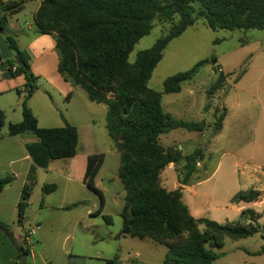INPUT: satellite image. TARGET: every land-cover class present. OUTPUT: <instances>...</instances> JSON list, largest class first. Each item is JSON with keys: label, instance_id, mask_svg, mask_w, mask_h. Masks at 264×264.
Segmentation results:
<instances>
[{"label": "trees", "instance_id": "obj_1", "mask_svg": "<svg viewBox=\"0 0 264 264\" xmlns=\"http://www.w3.org/2000/svg\"><path fill=\"white\" fill-rule=\"evenodd\" d=\"M25 4V0L0 1V30L5 29L10 17L25 9ZM200 19L213 31L264 32V0H44L35 15V25L40 34L56 37V55H45L36 67H32L17 41L6 37L9 49L20 61L12 59L4 65L9 76L16 80L17 93L23 95V120L10 123V134L27 133L39 139V143L30 145L28 150L34 163L42 168H47L53 160L77 156L78 128L66 120L63 127L42 128L28 105L39 89V78L47 74V69H56V77L65 88L60 94L67 101L72 98L73 87L80 85L89 101L106 105V128L114 143L113 150L120 154L118 177L126 191L119 237L150 239L165 247L167 251L161 264H214L218 256L212 249L224 247L226 239L238 241L259 234L264 237V225L258 224L253 209H245L236 223L197 218L184 203L182 188L168 191L161 183L162 173L174 164L183 167L181 185L189 186L198 163L203 160L202 149L185 156L178 148L164 147L160 139L178 129L206 130L205 122H185L166 112L162 97L180 93L183 83L192 80L207 61L169 77L164 82V93L151 89L148 84L166 48ZM157 20L171 24V29L131 62L134 47L151 33ZM245 72L240 73L236 83ZM227 77L220 73L210 93L221 90ZM226 115V109L216 115L215 134L222 130ZM5 125L6 114L0 110V132ZM104 161L105 155L100 154L85 174L86 186L97 193L101 202L100 209L93 215L103 214L104 193L95 180ZM14 180V176L0 178V192ZM57 188L56 184H47L43 194L53 193ZM21 193L19 218L23 223L33 187L26 185ZM262 195L253 188L240 192L231 202L252 203ZM103 217L107 224L112 223V217ZM0 228L11 237L8 225L0 221ZM28 255L29 250L21 246L19 257ZM106 264L119 263L116 258Z\"/></svg>", "mask_w": 264, "mask_h": 264}, {"label": "rangeland", "instance_id": "obj_2", "mask_svg": "<svg viewBox=\"0 0 264 264\" xmlns=\"http://www.w3.org/2000/svg\"><path fill=\"white\" fill-rule=\"evenodd\" d=\"M43 1L26 0L25 9L12 18L14 21L18 20L23 28L25 27L27 36L23 38L22 43L31 46L35 52H39L50 40L42 34V36L39 35L40 41L33 37L36 35L33 17ZM26 24H28L27 27H32V31L27 32ZM171 27L169 23L161 20L155 21L151 33L134 47L130 61H136L140 52L154 46L169 32ZM13 39L16 40V37L13 36ZM0 45L2 52L8 53L6 36L0 35ZM202 61L207 62L199 68V72L192 80L183 83L182 93L164 94L163 104L166 111H170L169 100L179 96L188 97L192 90L194 92L192 96L194 118L186 119V121L198 122L200 113L203 112L206 114L205 120L209 124H214L215 116L222 114L224 110L222 106L224 99L230 96L233 100L236 95L241 97L242 110L233 113L234 118L227 127L225 139L217 140L213 144H208L206 139L198 142H184L186 149L191 152L200 147H203L204 151L202 160L204 167L191 180L190 186L193 187L185 192V200L190 202L193 209L196 208V214L199 217H206L217 223L234 222L239 219L230 201L231 197L239 192L264 187V182L259 181L261 170L264 172V82L261 83L260 94L256 92L259 68L260 65H264V32L261 30L213 31L205 24L204 19H200L166 48L163 60L153 72L148 86L164 93V82L169 77L190 71ZM244 70L246 72L236 83L238 76ZM223 72L228 76L229 83L226 80L221 90L211 94L210 91L219 74ZM56 75V69H47V74L37 83L39 89L48 91L53 101L51 111L38 112V119L43 128L63 127L64 119H66L80 132L78 159L75 161L74 169V189L68 193L71 195L73 204L79 203L73 209L72 241L67 243L68 247H71V264H106L108 260L116 258L119 264L133 262L161 264L167 251L165 247L150 239L119 237L123 227L121 213L124 208L126 191L117 178L120 154L113 150L114 143L106 128L107 106L89 101L87 93L80 85L73 87L72 98L67 101L65 96L60 94L65 88ZM17 98L18 93L16 92L0 96V110L6 114V123L14 116L13 108H16L13 123L16 118L20 121L23 119L21 103H15ZM11 103H14L13 107ZM177 132L187 135V132L182 129H178ZM174 136V133L164 135L160 142L164 147L170 146ZM243 145H245L243 148L238 149ZM100 154L105 155V162L95 182L104 193L105 203L103 214L93 215L100 209L101 202L97 193L86 186L85 174L97 162ZM236 155L246 161L238 160ZM178 177L177 181L171 170L167 168L161 175L162 186L168 191H174L175 187H180L181 179L184 178L181 174ZM65 188L63 183L60 192L52 196L51 201L58 200ZM40 193H36L33 197L29 210L31 221L27 223L29 226L37 221L40 213L44 212L41 208ZM104 215L113 218L111 224L106 223ZM76 220L78 222L75 230L73 226ZM70 222L71 219L66 226L68 229ZM226 242L225 247L212 249L218 256L214 264H227V261L239 256L235 252L237 247H241L245 252L256 251L262 239L254 236L240 241L227 239ZM136 254L139 255L138 258L135 257ZM261 255L264 260V253ZM251 257L255 261L261 260L254 255Z\"/></svg>", "mask_w": 264, "mask_h": 264}, {"label": "crops", "instance_id": "obj_3", "mask_svg": "<svg viewBox=\"0 0 264 264\" xmlns=\"http://www.w3.org/2000/svg\"><path fill=\"white\" fill-rule=\"evenodd\" d=\"M41 4L42 2L39 4L36 13L39 10ZM35 15L33 17L34 22ZM15 16L16 15L10 17L9 22L7 23L5 29L0 32V35L12 38L13 36H15L17 40L16 43H18L20 50L26 53L30 58V64L32 65V67H36V65L40 63V61L45 55H56V37L54 35H44L46 37H49L50 40L45 43L46 46L41 48L39 52H35L31 46H26L25 44H23L22 42L27 36V33L25 32V27L23 28V26L18 20L14 21L12 19ZM27 25L28 24H26V27ZM26 30L27 32H30L32 31V27L28 26ZM39 35L42 36L36 28V35L33 36L35 40L40 41ZM1 49L2 47L0 45V55L2 58V63L8 60L17 59L16 54L10 51V49L8 50V53L5 54L2 52ZM261 52H263V50H261ZM17 61L20 60L17 59ZM3 67L5 66H0V96L9 94L11 92L17 93L18 90L15 88L16 80L12 79L9 76V72L7 70L5 71V68ZM259 70L260 73L256 80V92L260 94V86L261 83L264 82V65H260ZM36 74L40 75V71L36 72ZM223 74L226 73L223 72ZM41 79L42 78H39L38 82ZM227 83H229V78H227ZM235 87L237 88V86ZM20 90H23V88H21ZM182 91L177 94H181ZM193 95L194 92L190 90L188 97L179 96L178 98L169 100V105L171 108L170 111H166L164 104L163 107L166 112L170 113L173 117L178 120L185 119V122H196L193 120L186 121V119L194 118V110L192 105ZM240 98V96L236 95L233 100L230 98V96L224 99L222 106L224 109L227 110V115L225 118V122H223L222 130L218 134L214 133L213 124H209V122L205 120L206 114L201 112L200 120L198 122H205L207 125L206 130L203 132L185 131L187 132V135H184L183 132H177V130H174L171 132L175 135L174 139L172 140L171 145L167 147L178 148L183 152V155L186 156L193 153L196 149L192 152L189 151L188 149H186V145L184 144V142H198L202 139H206L208 141V144H213L217 140L219 141L225 139L224 136L227 127L232 122L231 119L234 118L233 113H238L242 110L243 105L241 104ZM22 99L23 95L21 96L18 94V98L16 99L15 103H21ZM13 105L14 103H11V107H13ZM28 105L32 110L33 114L37 117L36 119H38V112L44 113L51 111V107L53 108V101L52 97L50 96V94H48L47 90L38 89L30 98ZM13 109L14 116L11 117L12 120H8V123H6L5 127L0 132V178H4L6 176L15 177L14 182L5 187L4 190L0 192V221L10 227L11 234V237H9L7 233L2 228H0V264H20L21 257H19V248L23 246L22 242L24 240L26 231L35 225H39L40 230L34 238L30 254L26 257L27 264H71V247L69 248L67 243L72 241L73 209L67 210L66 208L70 205H73L71 195L68 193H71V191L74 189V169L75 161L78 159V154L72 159L53 160L48 164L47 168L37 166L34 163L32 156L30 155L28 147L30 145L39 143V139L36 136L27 133L20 134L17 136H13L10 134L9 125L10 123H13L16 114V108ZM66 121L69 124L74 125L69 120ZM20 122L22 121L16 118L15 123ZM38 122L39 126L42 127L39 119ZM183 137L185 138L183 139ZM244 146L245 145L240 146V148L238 149H241ZM202 148L200 147L199 149ZM235 157L238 160L246 161V159L242 158L241 156L236 155ZM197 166V171L194 172L191 177V180L195 178V174L197 172H200L201 169L204 167L203 161H200ZM168 169L171 170L174 175V178L178 181V175L181 171H183V168L181 166H175L174 164H170ZM261 172V179L259 181L264 182V172L262 170ZM117 178L119 179L118 175ZM63 183L66 187L64 192L60 193L61 197L58 200L52 202V196L60 192ZM191 183L192 182H190L189 186H182L180 184V187L183 189V201L188 206L193 216L197 218H202L197 216L196 208L193 209L190 206V202H187L184 197L185 192L193 187L190 186ZM47 184H56L58 188L53 193L43 194V187ZM26 185H30L33 187V193L30 199V206L26 211L23 223H20L19 203L22 196L21 192H23V189ZM180 187H175L174 191L180 189ZM255 189L261 191L263 194L258 201L252 203L242 202L239 204H233V209L235 210V213L238 214L239 220L241 218L242 212L245 209H253L258 218V224L262 226L264 225V187H257ZM38 192H41V208L44 210V212L40 213L39 216H37V221L31 226H29L27 224L31 221V212H29V210L32 206L33 197ZM59 214L61 215L57 216ZM69 219H71V222L69 226L70 228L68 229L66 226L68 224ZM239 220H236L234 222H228L236 223ZM77 222L78 220L74 222L73 227L75 228V230L77 227ZM256 237H260L262 239V242L256 251L245 252V250H243L241 247H237L235 249V252L238 253L239 256L235 257L233 260L227 261V264H264V260L262 259L263 255H261L264 253V237L261 234L257 235ZM226 243L227 242H225L224 247L226 246ZM57 251H60V253H57ZM236 253L234 255H236ZM251 255L259 257L261 260L255 261L252 259ZM135 257L138 258L139 255L136 254Z\"/></svg>", "mask_w": 264, "mask_h": 264}, {"label": "built area", "instance_id": "obj_4", "mask_svg": "<svg viewBox=\"0 0 264 264\" xmlns=\"http://www.w3.org/2000/svg\"><path fill=\"white\" fill-rule=\"evenodd\" d=\"M0 1H3V0H0ZM0 66H5L4 63L0 62ZM5 68V71L7 70L6 66L3 67ZM16 71V68L13 67V72ZM0 75H1V72H0ZM40 230V226L39 225H35L33 227H31L29 230L26 231L25 233V236H24V240H23V247L24 249H27L29 250V254H30V251L32 250V243L34 241V236L37 235L38 231Z\"/></svg>", "mask_w": 264, "mask_h": 264}, {"label": "water", "instance_id": "obj_5", "mask_svg": "<svg viewBox=\"0 0 264 264\" xmlns=\"http://www.w3.org/2000/svg\"><path fill=\"white\" fill-rule=\"evenodd\" d=\"M1 31H2V30H0V32H1ZM17 59L20 60V57L17 56ZM26 257H27V256H22V257L20 258V264H27V262H26Z\"/></svg>", "mask_w": 264, "mask_h": 264}]
</instances>
